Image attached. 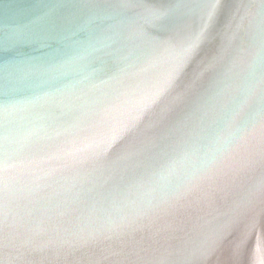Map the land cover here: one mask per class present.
Listing matches in <instances>:
<instances>
[{
	"label": "water",
	"instance_id": "1",
	"mask_svg": "<svg viewBox=\"0 0 264 264\" xmlns=\"http://www.w3.org/2000/svg\"><path fill=\"white\" fill-rule=\"evenodd\" d=\"M0 264H264V0H0Z\"/></svg>",
	"mask_w": 264,
	"mask_h": 264
}]
</instances>
